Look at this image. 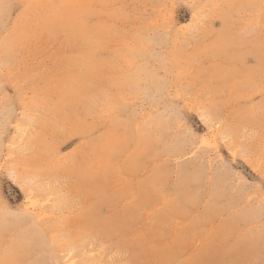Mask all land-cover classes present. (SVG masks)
<instances>
[{"label": "rangeland", "instance_id": "374dc122", "mask_svg": "<svg viewBox=\"0 0 264 264\" xmlns=\"http://www.w3.org/2000/svg\"><path fill=\"white\" fill-rule=\"evenodd\" d=\"M0 264H264V0H0Z\"/></svg>", "mask_w": 264, "mask_h": 264}]
</instances>
